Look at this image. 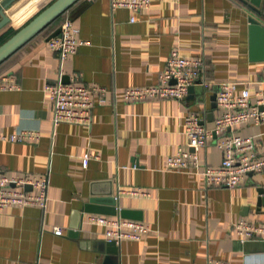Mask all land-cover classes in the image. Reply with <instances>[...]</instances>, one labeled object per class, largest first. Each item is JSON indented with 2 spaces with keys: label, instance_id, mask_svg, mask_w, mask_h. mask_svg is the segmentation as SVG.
<instances>
[{
  "label": "crops",
  "instance_id": "obj_1",
  "mask_svg": "<svg viewBox=\"0 0 264 264\" xmlns=\"http://www.w3.org/2000/svg\"><path fill=\"white\" fill-rule=\"evenodd\" d=\"M27 1L18 0L6 15ZM83 2L73 20L82 44L66 60L65 77L78 72L84 83L105 86L107 100L94 107L90 125L55 126L47 86L59 78V58L47 40ZM254 2L259 12L239 0H152L149 9L133 12L113 9L111 0H80L0 64V85L6 75L19 84L0 86V134L40 131L37 140L0 139V172L50 181L45 209L11 205L0 211V264H264V239L243 242L234 229L240 218L264 223V204L258 202L264 170L249 173L236 187H207L199 173L167 169V158L187 143L185 115L197 112L212 125L221 112L212 105L217 88L197 84L182 100L123 97L127 87L158 83L174 48L202 56L208 81H250L251 93L264 95V30L250 23L253 16L264 26V0ZM28 10L11 18L0 38ZM236 131L255 137L264 157V124ZM216 139L199 150L203 163H221ZM136 187L149 194L121 193L116 199L120 189ZM98 214L142 220L150 231L108 245L105 228L90 221ZM55 226L64 233L55 234Z\"/></svg>",
  "mask_w": 264,
  "mask_h": 264
},
{
  "label": "built area",
  "instance_id": "obj_2",
  "mask_svg": "<svg viewBox=\"0 0 264 264\" xmlns=\"http://www.w3.org/2000/svg\"><path fill=\"white\" fill-rule=\"evenodd\" d=\"M111 4L113 9L126 8L140 12L149 9L152 0H111ZM131 19L134 20V17ZM59 27V34L47 40L49 49L59 58V78L47 86L53 107V123L55 126L62 122L90 125L94 107L107 100L108 88L97 83H84L78 72L69 74L68 81H65L64 64L82 44L79 37L81 29L69 18L62 20ZM205 65L202 56L187 55L179 48H174L160 73L158 83L127 87L123 97L132 102L155 98L182 100L189 93L191 86L200 84L208 88L216 87V102L221 112L215 117L212 125L203 123L197 112L185 115L187 143L178 147L176 152L167 158V169L199 173L207 187H236L249 173L264 170V157L260 153L258 141L253 136H243L236 131L239 125L264 124V95L261 92L253 95L250 81H208L203 76ZM0 86L3 89H13L19 84L14 75H6ZM39 137V130L26 128L16 129L9 135L0 134V139L13 141L37 140ZM214 137H217L216 145L223 158L219 165H208L201 161L199 150ZM94 157L98 158L99 155ZM90 159V154L85 155V166ZM49 184L48 176L34 173L8 175L0 172V211L11 205H36L45 209L48 205ZM28 185L31 188H28ZM121 193L133 196L149 194L143 187L120 189L116 199ZM90 221L103 226L105 238L117 243H121L123 239L139 240L150 231L149 226L142 220L120 215H92ZM234 229L243 242L264 239V223L240 218L234 223ZM54 232L62 235L64 229L55 226ZM208 264L230 263L209 259Z\"/></svg>",
  "mask_w": 264,
  "mask_h": 264
},
{
  "label": "water",
  "instance_id": "obj_3",
  "mask_svg": "<svg viewBox=\"0 0 264 264\" xmlns=\"http://www.w3.org/2000/svg\"><path fill=\"white\" fill-rule=\"evenodd\" d=\"M18 0H2L0 2V29L8 24L11 21V17L6 15V10L11 7ZM80 0H55L46 8H44L40 13L32 17L27 23H25L22 27H20L14 34H12L9 38H7L4 42L0 44V64L6 60L9 56H11L14 52H16L20 47L26 44L30 39L40 33L46 26L50 23L54 22L61 15L66 14L73 6H75ZM241 3L249 6L255 12H259L257 8V4L254 0H239ZM87 2H83L80 6H77L71 13L70 19L74 20L76 17V13L80 10H83ZM79 13V12H78ZM78 15V14H77ZM250 23L252 26L260 27L264 30V26L261 25L259 20L256 17L250 18ZM61 31V27L56 28L48 37L56 36ZM69 76L65 77V81H68ZM195 86H191L189 89V93L195 90ZM213 107L217 105L216 102V93L212 96ZM28 188H31L28 185ZM261 197L259 198V205L264 204V188L259 189ZM108 245H118V243L114 240L107 241Z\"/></svg>",
  "mask_w": 264,
  "mask_h": 264
},
{
  "label": "bare ground",
  "instance_id": "obj_4",
  "mask_svg": "<svg viewBox=\"0 0 264 264\" xmlns=\"http://www.w3.org/2000/svg\"><path fill=\"white\" fill-rule=\"evenodd\" d=\"M37 1L39 0H28L26 3L24 4H21L18 9L16 10H13L12 13H11V18H12V21L14 22L16 19H18V17H20L23 13H25L26 10H28L30 7H32V5H34ZM41 1V0H40ZM40 3V2H39ZM38 3V4H39ZM36 6V5H35ZM34 6V7H35ZM33 7V8H34ZM32 8V9H33ZM31 9V8H30ZM31 10H28V12H26V14L28 15Z\"/></svg>",
  "mask_w": 264,
  "mask_h": 264
},
{
  "label": "trees",
  "instance_id": "obj_5",
  "mask_svg": "<svg viewBox=\"0 0 264 264\" xmlns=\"http://www.w3.org/2000/svg\"><path fill=\"white\" fill-rule=\"evenodd\" d=\"M45 0H41V2L37 5V6H35L33 9H32V12L31 13H29V15H28V17L30 16V15H32L36 10H37V8L41 5V3H43ZM55 0H52L48 5H50L52 2H54ZM47 5V6H48ZM46 6V7H47ZM45 7V8H46ZM43 10V9H42ZM41 10V11H42ZM40 11V12H41ZM39 12V13H40ZM65 15V14H64ZM62 16V15H61ZM60 16V17H61ZM60 17H58L54 22H52V23H50L48 26H46L43 30H45L47 27H49L51 24H53V23H55V22H57L59 19H60ZM64 20V19H63ZM20 23V22H19ZM18 23V24H19ZM59 25H60V23L56 26V28H58L59 27ZM19 29V28H18ZM18 29H11V30H9L7 33H5L4 35H3V37H1L0 38V44L2 43V42H4L7 38H9L12 34H14ZM42 30V31H43Z\"/></svg>",
  "mask_w": 264,
  "mask_h": 264
},
{
  "label": "rangeland",
  "instance_id": "obj_6",
  "mask_svg": "<svg viewBox=\"0 0 264 264\" xmlns=\"http://www.w3.org/2000/svg\"><path fill=\"white\" fill-rule=\"evenodd\" d=\"M52 0H45L43 3H41V5L37 8L36 12L27 17L26 19H24L23 21H21L19 24L15 23V26H13L14 29H18L20 27H22L25 23H27L32 17H34L35 15H37L42 9H44Z\"/></svg>",
  "mask_w": 264,
  "mask_h": 264
}]
</instances>
